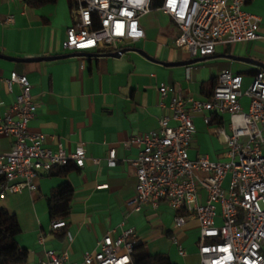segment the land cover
Listing matches in <instances>:
<instances>
[{
    "label": "crops",
    "instance_id": "0c3cea01",
    "mask_svg": "<svg viewBox=\"0 0 264 264\" xmlns=\"http://www.w3.org/2000/svg\"><path fill=\"white\" fill-rule=\"evenodd\" d=\"M72 4L73 0L44 4L0 0V53L17 58L80 53L63 47L66 29L73 21ZM242 8L258 15L259 36L218 44L213 55L189 64H164L192 57L175 45L179 28L158 7H151L140 17L144 36L124 45L122 48L129 49L119 56L105 55L110 51L98 49L53 60L16 62L0 58V76L16 71L26 75L31 84L37 112L29 121V129L44 133L47 147L61 145L69 153L82 145L86 155L83 166L65 176L54 169L40 171L34 178L35 190L23 189L0 199V206L19 221L21 232L16 241L27 252L24 264H40L49 248L66 252L70 261L82 264L84 251L95 250L97 240L107 232L118 234L121 222L135 229L137 243L150 255L166 257L151 264L199 263V228L194 217L188 216L177 228L175 211L164 202L157 207L146 203L140 211H131L127 201L135 192L136 177L127 159L135 157L138 149L126 141L157 129L159 117L170 113L158 104L160 85H172L185 96L206 100L223 69L241 73L243 86L251 82L259 67L227 55L264 62V0H246ZM9 15L13 21L5 22ZM16 93V86L9 91L0 83L2 115ZM169 98H165L166 104ZM240 102L243 106L248 99L242 97ZM187 109L195 125L189 157L207 155L212 160H224L229 115ZM204 115L210 116L209 123H205ZM11 144L10 137L0 136V152L10 150ZM112 148L115 164L110 166L106 158ZM65 181L73 189L66 225L53 229L49 195ZM199 194L203 202L206 194L203 190ZM173 236L184 247V255L177 253Z\"/></svg>",
    "mask_w": 264,
    "mask_h": 264
},
{
    "label": "built area",
    "instance_id": "2783aa9c",
    "mask_svg": "<svg viewBox=\"0 0 264 264\" xmlns=\"http://www.w3.org/2000/svg\"><path fill=\"white\" fill-rule=\"evenodd\" d=\"M245 1L161 0L157 7L179 28L175 45L186 49L192 58H206L214 54L218 44L259 36V17L242 8ZM150 3L73 0V21L66 29L63 47L75 52L116 51L141 39L144 30L139 19L151 10ZM12 21V15L6 17L5 22ZM0 83L9 91L17 87L4 115L0 100V136L12 140L10 150L0 152V199L23 189L35 190L34 178L40 171L68 163L82 167L86 158L82 145L69 153L61 145L47 147L44 133L29 129L37 106L27 76L11 71L7 77L0 76ZM157 90L159 106L170 113L159 117L157 129L126 141L138 149L135 157L127 159L136 177L135 192L127 201L131 211H140L146 203L157 207L164 202L174 209L177 228L188 216L194 217L199 228L198 264H264V69L258 68L247 86H243L241 73L223 69L206 100L185 96L172 85H160ZM242 97L248 99L246 108L240 102ZM187 106L194 112L229 115L224 160L207 155L189 157L195 125ZM210 120L204 115L205 123ZM106 160L110 166L115 164L114 148ZM201 190L206 194L203 202ZM65 225L61 218L50 223L53 229ZM119 228L118 234L107 232L98 239L95 250L84 251L81 263L134 264L136 231L124 222ZM172 242L177 253L184 255L185 249L175 236ZM45 256L40 264H77L66 252L49 248Z\"/></svg>",
    "mask_w": 264,
    "mask_h": 264
},
{
    "label": "trees",
    "instance_id": "16d2710c",
    "mask_svg": "<svg viewBox=\"0 0 264 264\" xmlns=\"http://www.w3.org/2000/svg\"><path fill=\"white\" fill-rule=\"evenodd\" d=\"M54 0H28V3L44 4ZM161 0H151L150 6L157 7ZM213 90V88H212ZM212 94V93H211ZM215 120V118H213ZM78 167L73 163L54 167L55 173L65 176ZM72 186L68 182H62L54 187L49 195V216L51 220L64 219L69 212L68 202L72 196ZM21 232L17 217L6 208L0 206V264H24L27 252L20 248L16 236ZM164 255H150L141 243H135L132 250L134 264H151L162 261Z\"/></svg>",
    "mask_w": 264,
    "mask_h": 264
},
{
    "label": "water",
    "instance_id": "95a60500",
    "mask_svg": "<svg viewBox=\"0 0 264 264\" xmlns=\"http://www.w3.org/2000/svg\"><path fill=\"white\" fill-rule=\"evenodd\" d=\"M129 48H120L116 51H110L105 53V55H110V56H119L122 53H124L125 51H127ZM141 53H144L141 50H138ZM71 54H83V53H71ZM71 54H62V55H54V56H42V57H34V58H17V57H11L5 54H1L0 53V58L5 59V60H9V61H16V62H31V61H41V60H53V59H59V58H64V57H68ZM229 58L231 59H235V60H241V61H245V62H249L252 64L257 65L259 68L264 69V62H260V61H256L253 60L251 58L248 57H243V56H236V55H227ZM204 58H192L189 60H185V61H180V62H169V63H164L167 65H176V64H189V63H193L196 62L198 60H203Z\"/></svg>",
    "mask_w": 264,
    "mask_h": 264
},
{
    "label": "rangeland",
    "instance_id": "374dc122",
    "mask_svg": "<svg viewBox=\"0 0 264 264\" xmlns=\"http://www.w3.org/2000/svg\"><path fill=\"white\" fill-rule=\"evenodd\" d=\"M243 107L246 108L247 107V103H244Z\"/></svg>",
    "mask_w": 264,
    "mask_h": 264
}]
</instances>
